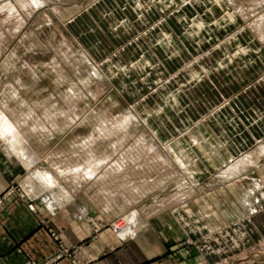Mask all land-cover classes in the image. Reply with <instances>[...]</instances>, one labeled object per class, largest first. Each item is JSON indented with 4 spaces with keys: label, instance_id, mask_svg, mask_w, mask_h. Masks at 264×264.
<instances>
[{
    "label": "rangeland",
    "instance_id": "1",
    "mask_svg": "<svg viewBox=\"0 0 264 264\" xmlns=\"http://www.w3.org/2000/svg\"><path fill=\"white\" fill-rule=\"evenodd\" d=\"M172 1L0 0V206L72 210L140 264H264V0ZM48 232L29 263L76 264Z\"/></svg>",
    "mask_w": 264,
    "mask_h": 264
},
{
    "label": "crops",
    "instance_id": "2",
    "mask_svg": "<svg viewBox=\"0 0 264 264\" xmlns=\"http://www.w3.org/2000/svg\"><path fill=\"white\" fill-rule=\"evenodd\" d=\"M248 155L255 162L253 154ZM19 162L21 163L20 160ZM248 168L253 167H247L244 171ZM10 179L8 172L0 167V195L11 183ZM239 180L226 181L231 183L230 186H235ZM247 192L249 191L243 192L242 196ZM252 202L250 200V204ZM255 222L264 229V214L256 217ZM87 224L72 210L59 211L54 215H48L41 209L39 213H32L25 203L11 199L0 206V264H30V261L41 263L48 259L57 250L49 230L57 235L66 249H77L82 244L72 258L76 264H140L158 252L155 247L147 250L138 247L124 248L105 227L95 237L94 231ZM113 252V257L109 256ZM58 264L72 263L71 260L64 259Z\"/></svg>",
    "mask_w": 264,
    "mask_h": 264
},
{
    "label": "bare ground",
    "instance_id": "3",
    "mask_svg": "<svg viewBox=\"0 0 264 264\" xmlns=\"http://www.w3.org/2000/svg\"><path fill=\"white\" fill-rule=\"evenodd\" d=\"M210 1H213V0H210ZM215 1H218V0H215ZM171 2H173L172 0H168V5H170V4H172ZM170 3V4H169ZM31 128V127H30ZM29 131V130H28ZM4 135V134H3ZM143 144V143H142ZM168 156V155H167ZM215 157L217 158L216 160H215V162H219V163H222V156H221V154H220V152H217V154H216V152H215ZM231 159L229 160V164L227 165L228 167V169L230 170V171H234V170H236V169H238L242 164H244V163H247V158H244V159H237V158H234V157H230ZM185 168V167H184ZM80 169H75V172H78ZM84 174H85V176L87 177L86 179L87 180H95L96 179V176H95V172L94 173H92V172H90V171H86V172H84Z\"/></svg>",
    "mask_w": 264,
    "mask_h": 264
}]
</instances>
